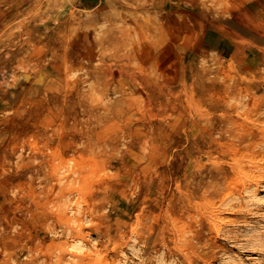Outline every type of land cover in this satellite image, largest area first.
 Returning <instances> with one entry per match:
<instances>
[{
	"label": "rangeland",
	"instance_id": "374dc122",
	"mask_svg": "<svg viewBox=\"0 0 264 264\" xmlns=\"http://www.w3.org/2000/svg\"><path fill=\"white\" fill-rule=\"evenodd\" d=\"M0 264H264V0H0Z\"/></svg>",
	"mask_w": 264,
	"mask_h": 264
},
{
	"label": "bare ground",
	"instance_id": "6f19581e",
	"mask_svg": "<svg viewBox=\"0 0 264 264\" xmlns=\"http://www.w3.org/2000/svg\"><path fill=\"white\" fill-rule=\"evenodd\" d=\"M160 29V28H159ZM234 94V93H233ZM231 97H233V96H231ZM239 101L240 102H242V99H239ZM244 103V102H243ZM257 145H258V143H257ZM244 168V162L243 161H241L239 164H237V165H235L234 166V169H235V172L236 173H239L240 171H241V169H243ZM244 178V176H242V179ZM253 188H255L254 187V185L253 184H249V185H245V186H243L241 189H240V191L242 192V190H244V189H249V190H252ZM230 193V196H234L235 195V193H237V192H233V191H230L229 192ZM223 198V197H222ZM226 198V197H225ZM222 201H224V200H222ZM214 204H215V201H211L210 203H209V209H206L207 211H204V215L206 216V221L210 224V225H212L213 226V222L216 220V218L215 217H219V211H220V209H219V207L218 206H214ZM230 206V205H229ZM228 208V207H227ZM212 210V211H211ZM226 211V210H225ZM230 211V210H229ZM193 216V215H192ZM214 227V226H213ZM215 229H216V231H217V234L219 235L220 234V232H221V229H219V228H217V227H214ZM210 238V237H209ZM194 238H190L189 240H187L186 241V245L188 246V244L189 245H192V240H193ZM200 242L202 241V238H197ZM220 239V238H219ZM237 239V238H236ZM212 240H214V241H216L214 238L212 239ZM222 245V244H221ZM214 251V250H213ZM209 251L207 250V253H208Z\"/></svg>",
	"mask_w": 264,
	"mask_h": 264
},
{
	"label": "crops",
	"instance_id": "0c3cea01",
	"mask_svg": "<svg viewBox=\"0 0 264 264\" xmlns=\"http://www.w3.org/2000/svg\"><path fill=\"white\" fill-rule=\"evenodd\" d=\"M93 1H95V0H93ZM221 45H222V42H221ZM220 44H219V46H221ZM219 48V47H218Z\"/></svg>",
	"mask_w": 264,
	"mask_h": 264
}]
</instances>
